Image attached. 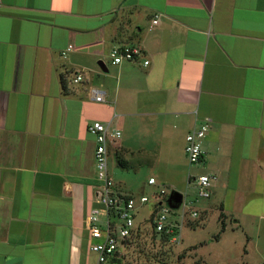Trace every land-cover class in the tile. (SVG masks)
<instances>
[{"label": "crops", "instance_id": "crops-1", "mask_svg": "<svg viewBox=\"0 0 264 264\" xmlns=\"http://www.w3.org/2000/svg\"><path fill=\"white\" fill-rule=\"evenodd\" d=\"M120 45L143 55L113 64ZM94 120L121 131L108 174L135 199L112 155L195 186L174 176L186 134L207 123L201 210L264 246V0H0V264L96 263Z\"/></svg>", "mask_w": 264, "mask_h": 264}, {"label": "rangeland", "instance_id": "rangeland-1", "mask_svg": "<svg viewBox=\"0 0 264 264\" xmlns=\"http://www.w3.org/2000/svg\"><path fill=\"white\" fill-rule=\"evenodd\" d=\"M184 154V159L180 161L187 166V169L181 174L178 171L174 176L175 180L182 178L184 180L185 172L193 174L194 178L205 172L200 161L190 163L185 151ZM112 157L118 172H121L119 175L129 180L130 185L138 190L133 194L136 199L140 194L148 197L147 202L137 204L134 210L135 228L139 227V229L136 233L134 228L132 238L123 250L126 252L129 264H262L264 262L262 238L258 239L261 235L250 230L247 233L243 232L229 217L218 216L219 212L216 209L203 212L201 207L210 202V199L198 196L196 184L193 186L186 181L172 183L171 180L162 182L158 175L159 169L147 168L144 164L139 165L138 160L133 158L128 160L126 165H122L120 154H113ZM167 169L170 175L171 168ZM149 176L157 180L155 185H148ZM160 190L164 193L160 194ZM174 191L183 195L182 204L178 208H173L169 202ZM195 198H198V202L194 201ZM158 200H162L163 204L172 210L168 215V221H176L179 224L175 241L160 239L161 233H155L148 221L152 208ZM183 210H185L184 214ZM192 212H196V216H192ZM180 215H183L182 219ZM224 221L226 225L222 229Z\"/></svg>", "mask_w": 264, "mask_h": 264}, {"label": "built area", "instance_id": "built-area-1", "mask_svg": "<svg viewBox=\"0 0 264 264\" xmlns=\"http://www.w3.org/2000/svg\"><path fill=\"white\" fill-rule=\"evenodd\" d=\"M157 22L158 17L152 20L153 24H157ZM109 55L113 64H120L123 61H134L143 55V51L135 45H120L113 46ZM143 64L147 65L148 60H144ZM82 79V72L77 71L74 73L72 82L78 83ZM91 91L96 101L104 99L101 90L92 88ZM207 129L208 124L203 123L186 134L184 151L190 163L201 160L203 156L202 139ZM87 130L94 136L96 143L94 163L98 182L96 203L89 209L86 216V230L90 238L89 250L96 255L95 264H125V252L123 250L128 245L134 232V210L137 202L143 204L148 201V197L143 195L135 199L132 196L117 194L114 191L113 181L107 168V144L110 140L118 139L121 136V131L113 127L110 121L100 120L90 122ZM213 179L214 176L211 177L207 174H201L194 179L198 196L205 198L209 196V188ZM154 182L153 177L148 179V183L152 184ZM163 193L164 191L160 190V194ZM158 202V210L153 218L154 230L158 233L163 232L170 235V240L175 241L179 232V224L176 221H168L170 208L164 205L162 200H158ZM191 215L196 216V212H192ZM180 217L182 219L183 215H180Z\"/></svg>", "mask_w": 264, "mask_h": 264}, {"label": "trees", "instance_id": "trees-1", "mask_svg": "<svg viewBox=\"0 0 264 264\" xmlns=\"http://www.w3.org/2000/svg\"><path fill=\"white\" fill-rule=\"evenodd\" d=\"M120 163H121L122 165H125V164L122 163L121 160H120ZM158 206H159V202L157 201V202L154 204V206H153V208H152V212H151L150 217H149V219H148V221H150V225L152 226V229H153V231H154L155 233H156V231L154 230L153 218H154V216H155V214H156V212H157V210H158ZM170 210H171V209H170ZM171 212H172V210H171ZM222 225H223V226H222V229H224V226H225L224 222L222 223ZM151 226H150V227H151ZM138 229H139V227H136V228H135L136 233H137ZM160 235H161L160 239L165 240V241H170V235H168V234H166V233H163V232H162ZM130 240H131V239H130ZM130 240H129V242H130ZM124 257H125V264H129V262H128V258L126 257V252H125Z\"/></svg>", "mask_w": 264, "mask_h": 264}, {"label": "water", "instance_id": "water-1", "mask_svg": "<svg viewBox=\"0 0 264 264\" xmlns=\"http://www.w3.org/2000/svg\"><path fill=\"white\" fill-rule=\"evenodd\" d=\"M100 65H102V63H100ZM182 201L183 195L178 191H174L169 198V202L172 204L173 208H178L182 204Z\"/></svg>", "mask_w": 264, "mask_h": 264}]
</instances>
